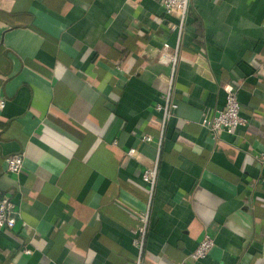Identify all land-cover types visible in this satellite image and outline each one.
<instances>
[{
    "label": "crops",
    "instance_id": "obj_1",
    "mask_svg": "<svg viewBox=\"0 0 264 264\" xmlns=\"http://www.w3.org/2000/svg\"><path fill=\"white\" fill-rule=\"evenodd\" d=\"M169 18L162 0H0V197L20 211L0 264H264V0H191L181 40ZM227 84L249 123L213 136Z\"/></svg>",
    "mask_w": 264,
    "mask_h": 264
},
{
    "label": "built area",
    "instance_id": "obj_2",
    "mask_svg": "<svg viewBox=\"0 0 264 264\" xmlns=\"http://www.w3.org/2000/svg\"><path fill=\"white\" fill-rule=\"evenodd\" d=\"M162 5L168 16L176 17L177 21L171 18L166 20V26L169 30L176 32L177 37L181 40L191 11V0H162ZM179 55V44L171 49L169 44H165L159 52L158 59L160 62L169 64L174 68L178 63ZM224 89L226 91V106L218 110L214 115L205 114L201 122L213 136H218L222 131L232 132L234 129L246 126L249 123L248 118L242 113L238 89L232 84L225 85ZM164 98L165 102L157 105V109L163 112V124L171 119L173 110L178 106L176 102L171 101L169 94ZM4 105L5 101L0 98V108H3ZM162 139L163 137L155 139L151 135H143L141 137L143 142L155 143L159 154L162 147ZM135 152L136 148L133 147L130 148L128 154L132 156ZM258 159L264 165V151L259 153ZM6 162L8 172L19 174L24 168L25 153H13L7 156ZM158 166L159 159L157 158L154 167L148 168L144 172L143 178L152 189L156 185ZM19 214L18 205L11 196L8 194L2 195L0 197V229H13L18 222ZM143 221L146 223L147 218H143ZM145 228L146 226H143L142 232L145 231ZM134 242L137 246L140 245L138 238H135ZM214 244V238L210 235H205L192 253V256L196 259L206 257ZM24 251L27 254L32 252L30 248H25Z\"/></svg>",
    "mask_w": 264,
    "mask_h": 264
}]
</instances>
